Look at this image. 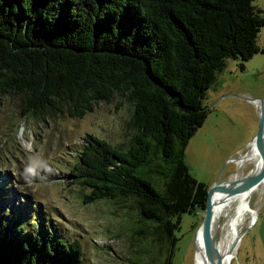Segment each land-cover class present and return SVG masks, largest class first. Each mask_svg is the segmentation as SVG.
<instances>
[{
  "label": "trees",
  "instance_id": "trees-1",
  "mask_svg": "<svg viewBox=\"0 0 264 264\" xmlns=\"http://www.w3.org/2000/svg\"><path fill=\"white\" fill-rule=\"evenodd\" d=\"M263 25L253 0H0V99L17 93L35 115L63 102L82 117L125 94L127 148L88 134L68 177L89 188L85 203L133 208V235L153 249L146 264H172L181 215L206 205L208 187L183 160L206 90L229 58L243 68L260 50ZM34 219L0 221V264H86L78 240Z\"/></svg>",
  "mask_w": 264,
  "mask_h": 264
},
{
  "label": "rangeland",
  "instance_id": "rangeland-1",
  "mask_svg": "<svg viewBox=\"0 0 264 264\" xmlns=\"http://www.w3.org/2000/svg\"><path fill=\"white\" fill-rule=\"evenodd\" d=\"M253 4L264 17V0ZM257 44L260 50L243 61V68L237 58L227 60L216 84L206 90V119L184 148L190 174L208 188L235 174L244 177L255 166L247 162L238 168L234 161L250 151L258 131L259 107L251 99L264 97V25ZM55 107L51 115L24 114L21 95L0 99V221L28 229L38 218L42 229L78 240L86 264H146L153 249L145 251L133 235L135 210L110 200L85 203L89 188L68 177L88 134L127 148L132 129L126 95L113 90L109 101L96 103L82 117L69 116L63 102ZM250 207L256 218L242 227L231 264H264V195L253 194ZM203 214L200 209L181 215L172 264H195L194 237Z\"/></svg>",
  "mask_w": 264,
  "mask_h": 264
},
{
  "label": "bare ground",
  "instance_id": "bare-ground-1",
  "mask_svg": "<svg viewBox=\"0 0 264 264\" xmlns=\"http://www.w3.org/2000/svg\"><path fill=\"white\" fill-rule=\"evenodd\" d=\"M256 102L258 104V101ZM261 161L262 156L259 153V145L255 140L251 145L250 151L243 153L234 162L238 168L247 162L254 163L255 166L248 176V178H252L257 172ZM235 178H238L236 174L230 180ZM255 193L264 195V178L251 190L237 191L228 189L226 191H218L212 196L211 229L215 235V241L210 264H231L237 250L236 245L230 253V248L235 238L240 236L244 225H248V222L254 221L256 218L257 211L251 210L250 207L251 197ZM217 233L220 234L219 239L216 238ZM195 244V264H206L207 258L203 249V232L201 228H198L196 232Z\"/></svg>",
  "mask_w": 264,
  "mask_h": 264
},
{
  "label": "water",
  "instance_id": "water-1",
  "mask_svg": "<svg viewBox=\"0 0 264 264\" xmlns=\"http://www.w3.org/2000/svg\"><path fill=\"white\" fill-rule=\"evenodd\" d=\"M253 101H258L259 107V126L256 135L253 139L249 142V145L254 140L257 141L259 145V153L262 156V161L260 166L252 178H248L249 174L251 173L252 169L248 172V174L241 178H235L233 180H221L217 181L213 185L208 188L207 197H206V205L204 208V214L202 221L198 228L202 229L203 232V249L207 258L206 264L211 263L212 259V252L214 247L215 235L211 229V222H212V196L218 191H226L228 189L237 190V191H246L251 190L255 187L263 178H264V97L262 98H253ZM252 224V223H251ZM197 228V229H198ZM196 229V230H197ZM245 230L240 232V236L235 238L231 248L230 253L234 250L236 245L238 244L239 240L241 239L242 235L244 234ZM196 234V232H195ZM195 243V237H194ZM220 264V263H217Z\"/></svg>",
  "mask_w": 264,
  "mask_h": 264
}]
</instances>
